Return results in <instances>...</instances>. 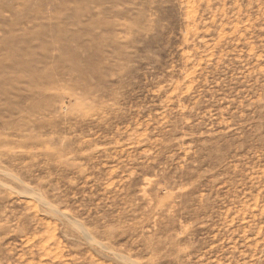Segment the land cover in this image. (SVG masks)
I'll return each mask as SVG.
<instances>
[{"label":"rangeland","instance_id":"1","mask_svg":"<svg viewBox=\"0 0 264 264\" xmlns=\"http://www.w3.org/2000/svg\"><path fill=\"white\" fill-rule=\"evenodd\" d=\"M0 264H264V0H0Z\"/></svg>","mask_w":264,"mask_h":264}]
</instances>
